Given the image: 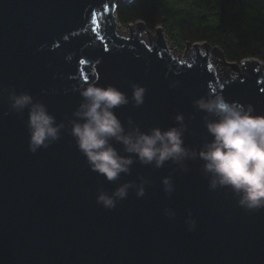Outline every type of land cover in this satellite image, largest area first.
<instances>
[{"label":"water","instance_id":"95a60500","mask_svg":"<svg viewBox=\"0 0 264 264\" xmlns=\"http://www.w3.org/2000/svg\"><path fill=\"white\" fill-rule=\"evenodd\" d=\"M118 1L0 0V264H264V209L246 211L230 189L210 190L203 161H185L184 172L170 161L156 168L136 159L130 174L109 182L76 146L68 122L88 84L114 85L129 97L133 83L144 86L143 105L116 109L125 127L131 118L142 131L167 129L183 113L189 148L212 139L205 120L215 117L197 109L201 97L221 94L264 114V61H228L202 41L187 44L184 60L161 26L153 36L142 20L121 35ZM215 55L226 75L216 74ZM12 88L30 92L65 122L59 141L29 151L27 111L8 107ZM165 177L174 184L170 195ZM126 182L143 185L145 196L133 188L113 210L97 203L100 190L111 194Z\"/></svg>","mask_w":264,"mask_h":264},{"label":"clouds","instance_id":"9594fccd","mask_svg":"<svg viewBox=\"0 0 264 264\" xmlns=\"http://www.w3.org/2000/svg\"><path fill=\"white\" fill-rule=\"evenodd\" d=\"M131 87V97L114 85L88 84L79 89L82 100L68 122L69 131L93 171L112 182L122 173L130 174L136 159L156 168L170 161L181 165L184 172L189 171L185 161L198 159L203 161L202 170L210 190L230 189L238 205L246 211L264 209V114H256L252 105L228 101L221 94L201 97L194 102L197 109L215 117L205 120L212 139L199 148H189L184 139L187 126L183 113H178L177 124L167 129L154 127L142 131L131 118L130 127H125L116 109L130 102L136 107L143 105L147 91L139 84L133 83ZM7 100L11 112L22 115L27 111L28 147L33 154L61 139L67 125L64 121L58 122L47 105L37 101L30 92L12 88ZM113 140L122 144L128 155H121ZM162 182L166 193L175 191L170 177ZM133 188L137 197L145 196L143 185L137 187L133 182H126L111 194L100 190L97 203L113 210ZM188 216L189 231H194L197 221L191 211Z\"/></svg>","mask_w":264,"mask_h":264},{"label":"trees","instance_id":"16d2710c","mask_svg":"<svg viewBox=\"0 0 264 264\" xmlns=\"http://www.w3.org/2000/svg\"><path fill=\"white\" fill-rule=\"evenodd\" d=\"M116 13L122 25L161 26L176 47L202 41L228 61H264V0H123Z\"/></svg>","mask_w":264,"mask_h":264},{"label":"rangeland","instance_id":"374dc122","mask_svg":"<svg viewBox=\"0 0 264 264\" xmlns=\"http://www.w3.org/2000/svg\"><path fill=\"white\" fill-rule=\"evenodd\" d=\"M120 1H123V0H119L118 2ZM103 20L102 16L99 18V21L101 22ZM132 26L133 28L136 27V24L132 23ZM147 28V26H146ZM145 27H143L141 29V34H140V37H142V39L147 43L149 44L150 43V40H149V34H148V30L146 29ZM145 29V30H143ZM117 31L119 32V34L121 35H124V36H127L130 34V25H122L118 22V25H117ZM151 34L153 36L156 35V31H151ZM143 33V34H142ZM165 35V34H164ZM166 37V40H167V43H169L171 45L170 49L172 50V52L175 54V55H178L180 58L183 57L184 53V57L183 59L184 60H188L190 58V51H189V48L186 46L185 48H180V47H176L174 42L171 41L167 35H165ZM190 46H193L192 43H189ZM205 50H206V46L205 45H201V52L205 53ZM186 51V52H185ZM215 67H216V70H217V75L219 76H223V75H226V72L224 70V67L222 65V57L219 56V55H215ZM227 71L229 74L233 75L235 72H236V69L234 68H230V67H227Z\"/></svg>","mask_w":264,"mask_h":264},{"label":"bare ground","instance_id":"6f19581e","mask_svg":"<svg viewBox=\"0 0 264 264\" xmlns=\"http://www.w3.org/2000/svg\"><path fill=\"white\" fill-rule=\"evenodd\" d=\"M143 30H145V29H143ZM143 34V33H142ZM142 38V37H141ZM169 44V43H168ZM170 47H171V45H170Z\"/></svg>","mask_w":264,"mask_h":264}]
</instances>
